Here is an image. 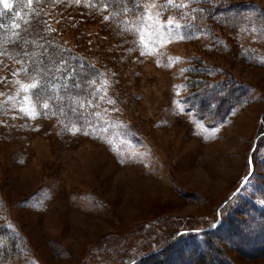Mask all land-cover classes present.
I'll return each instance as SVG.
<instances>
[{
    "label": "rangeland",
    "instance_id": "obj_1",
    "mask_svg": "<svg viewBox=\"0 0 264 264\" xmlns=\"http://www.w3.org/2000/svg\"><path fill=\"white\" fill-rule=\"evenodd\" d=\"M148 1L135 45L87 24L104 73L66 108L2 73L0 264L133 263L220 224L214 258L264 264V0Z\"/></svg>",
    "mask_w": 264,
    "mask_h": 264
},
{
    "label": "trees",
    "instance_id": "obj_2",
    "mask_svg": "<svg viewBox=\"0 0 264 264\" xmlns=\"http://www.w3.org/2000/svg\"><path fill=\"white\" fill-rule=\"evenodd\" d=\"M201 1L203 0L198 2L194 0L196 7L201 4ZM148 2V0H39V2L32 0L31 4H25L24 7L12 2L9 3L11 5L9 9L1 7L0 25L4 27L0 28V85L4 82L2 73L5 71L7 74L12 73V67L17 69L18 75L23 79H28L24 70L31 71L34 67H39L44 69L42 76L29 79L37 86L34 88L32 101L35 104L51 102L56 105L59 103L66 108L67 97L71 101L83 98L85 91L92 90L98 82L97 78L104 73L103 58L99 59L93 53L94 42L86 40V36H91L89 32L87 33V24L97 20L100 33L113 35L124 42L133 40L135 45L139 41L134 29L136 20ZM93 4L95 7L92 6ZM104 4H108L107 9ZM208 10L206 6L204 12L201 10L199 13L207 16ZM106 16L113 18L105 20ZM16 24L19 25L18 28L13 27ZM67 30L72 34L80 35L75 39L74 44L65 41ZM61 59L67 62L62 65V72L54 70ZM49 69L53 71H48ZM57 82L62 83L60 88L55 87ZM65 85L71 88L63 89ZM89 95L87 93V96ZM72 103L74 102L70 103L71 108H74ZM52 109L56 113L60 110L59 107H52ZM76 117L78 118L74 116ZM261 218L262 221L258 223L255 234L264 230V212ZM242 222L246 223L243 220ZM228 231H230L229 226L220 224L214 228L192 233L194 237L179 240L177 243L170 241L165 247L138 257L132 260L133 263L127 264H170L174 259H178L176 252L180 251L181 244L189 248H186V253L181 249L186 255L176 264H228L227 260L220 257L214 258L211 255V246L214 242L212 237L222 242L227 241L225 238L228 236L223 238L222 233L226 234ZM199 233L205 234L200 240L197 237ZM252 234L254 235V230L249 232V236ZM241 235L244 236V234ZM252 239L251 237L247 240L243 250L248 246L256 245V239ZM260 242L259 245H264V239ZM218 251L223 254L224 250ZM259 253L255 252L256 256H262Z\"/></svg>",
    "mask_w": 264,
    "mask_h": 264
},
{
    "label": "snow or ice",
    "instance_id": "obj_3",
    "mask_svg": "<svg viewBox=\"0 0 264 264\" xmlns=\"http://www.w3.org/2000/svg\"><path fill=\"white\" fill-rule=\"evenodd\" d=\"M17 2L21 5V7H24L25 4H31L32 0H17ZM37 2H39V0H37ZM0 4H2V8L3 9H9L11 7V5L9 4L8 0H0ZM93 7H95V4L92 5ZM165 7H172V6H175L174 5V0H167V3L164 5ZM180 7H184L183 4L179 5ZM104 7L105 9H107L108 7V4H104ZM125 11H127V9H125ZM113 17H109V16H106L105 17V20H109ZM185 18H187V14H185ZM21 19H23V17H21ZM27 23V21H26ZM169 26H172V25H169ZM186 26V25H185ZM4 26L3 25H0V28H3ZM13 27L15 28H18L19 25L16 24L14 25ZM175 27L177 29H179L181 26L180 25H175ZM17 36L19 35L18 33L16 34ZM186 38V37H184ZM12 43H16L18 41H11ZM26 43H28V41H25ZM61 51H63V49H61ZM67 62L64 61L63 59H61V61L58 63L57 65V68L54 69L56 71H63V68H62V65L63 64H66ZM94 67V66H93ZM44 69H41L39 67H34L31 71L29 70H24V74L25 76L28 78V79H32L34 77H39V76H42V73H43ZM48 71H53V69H49ZM37 86L36 85H33V88H36Z\"/></svg>",
    "mask_w": 264,
    "mask_h": 264
}]
</instances>
